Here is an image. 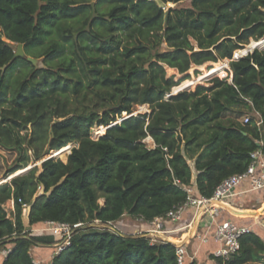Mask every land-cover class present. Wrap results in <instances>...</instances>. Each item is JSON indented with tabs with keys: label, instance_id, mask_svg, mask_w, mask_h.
Returning a JSON list of instances; mask_svg holds the SVG:
<instances>
[{
	"label": "trees",
	"instance_id": "16d2710c",
	"mask_svg": "<svg viewBox=\"0 0 264 264\" xmlns=\"http://www.w3.org/2000/svg\"><path fill=\"white\" fill-rule=\"evenodd\" d=\"M163 1L175 5L100 0L107 4L101 11L90 0H0V141L18 149L20 160L8 175L30 164L29 151L36 160L50 150L66 157L67 145L76 144L67 161L49 157L0 184V247L12 244L2 264H39L32 246L58 242L33 225L117 221L126 212L153 219L186 200L184 186L211 196L248 167L253 151H264V43L235 57L264 38V0ZM20 43L24 55L15 51ZM29 57L41 58L42 66ZM222 59L229 60L232 82L215 76L209 86L170 94L190 75L175 80L166 66L184 74ZM145 105L150 111L135 113ZM244 106L262 124L222 121ZM95 126L106 127L97 139ZM261 227L241 237L235 255L210 258L220 264L263 258ZM50 264L179 263L171 242L88 224Z\"/></svg>",
	"mask_w": 264,
	"mask_h": 264
},
{
	"label": "built area",
	"instance_id": "2783aa9c",
	"mask_svg": "<svg viewBox=\"0 0 264 264\" xmlns=\"http://www.w3.org/2000/svg\"><path fill=\"white\" fill-rule=\"evenodd\" d=\"M240 56L242 55L235 57ZM252 119L257 125L263 122L261 115L255 111L253 116H245L244 123H249ZM69 145L74 147L76 144ZM251 155L252 160L248 167L242 172L234 173L223 179L211 196L200 194L193 185L184 186L187 192L186 200L166 214L149 220L140 216H132V222L138 227L131 234L146 236L152 244L173 243L176 245L179 264H188L187 262H192L199 256V247L194 249L189 243L192 239H198L199 245L207 244L211 240L217 244L208 256L213 254L228 259L235 255L240 249V240L244 234L254 231L255 226L264 227V219L251 224L243 220L246 218L238 213L242 211L236 200L238 196L264 191V151L258 148ZM23 209L24 214L27 215L29 205L24 203ZM88 224L109 227L121 234H128L119 227L116 221L104 222L101 219L76 223L47 220L44 222L43 231L58 238L55 247L57 254L70 243L76 230ZM10 250L11 248L0 247V254L6 256Z\"/></svg>",
	"mask_w": 264,
	"mask_h": 264
},
{
	"label": "rangeland",
	"instance_id": "374dc122",
	"mask_svg": "<svg viewBox=\"0 0 264 264\" xmlns=\"http://www.w3.org/2000/svg\"><path fill=\"white\" fill-rule=\"evenodd\" d=\"M90 1L91 2H97V4L99 3L98 7H99V9L101 11H105L106 8H107V4L99 2L100 0H90ZM190 3H191V0H182L179 3V5L180 6H189ZM167 5L168 6H173L175 4L168 3ZM3 38L5 39V37H3ZM5 40H7V39H5ZM256 43L257 42L252 41L250 44L246 45L243 49L237 51L235 53V56L239 55V54L245 55L246 54V50H248L250 46L256 45ZM262 44L263 43H261L259 45H262ZM259 45H257V46H259ZM14 47H15V51H16L17 54H20V55H24L25 54L24 46H22L20 44H17ZM36 64L39 65V66H42L41 58L37 60ZM166 68H167V74L169 76L175 75V80H180L186 74L190 75V78L185 79L178 86H175L173 91L170 94H176L179 91L186 90V89L194 91L197 88V86H199V85L209 86L210 83L207 80H209V79H211V78H213L215 76H219L220 78H228L229 82H232V80H233V78H232L233 73L230 71V64H229V60L228 59H222V60H219L218 62H206L205 64L199 65V66L198 65H193L191 67V69L187 73H184V74L179 73L178 70L176 72H173V71L170 70V68L168 66H166ZM204 68H205V70H204ZM219 68H222V69H220L218 71ZM207 71L209 72L208 74H207ZM148 111H150V109L148 108L147 105H145V106H137L135 113H144V112H148ZM126 115H127L126 113L123 114V116H126ZM246 115L253 116L254 112L249 107L244 106V107H242L241 115L233 112L232 110L231 111L229 110V111H227L225 113V116H223L222 121L224 123H227L230 118L235 117V118H237L236 120L239 123H242V122H244V118H245ZM27 131H28V128L22 130L21 132L24 134ZM105 131H106V127L105 126H95V127H93V138L97 139L101 134L105 133ZM145 143H146V145L149 148L155 147V142H154V139L152 137H147L145 139ZM67 146H69V151L71 149V152H72L73 147H71V145H69V144ZM69 151H68V154H67L66 157H64L61 154L60 155L58 154L56 157H59L62 160L67 161L68 160V156L71 153V152L69 153ZM56 152H57V150H50L49 152L45 153L41 159H37L36 160L34 158V156H33L32 151H29V154L32 157L30 164L27 167L18 170L14 174H17L19 172H22V173L27 172L25 170L28 169L30 166H33L35 164H39L40 165L42 159H44V158L48 157L49 155H51L52 153H56ZM191 155H193V154L187 153V156L191 157ZM197 156H198L197 153L194 154V158H196ZM18 157H19L18 149H15L14 147H11V146L4 145L0 141V181H3V179L6 178V177H10V176L14 175V174H10V175H8V174L12 170V168H14L15 166H17V164L20 163V160L18 159ZM194 158H192L193 163H194ZM262 201H264V196L262 197ZM262 201L254 203V202H252L250 200H247L244 203L242 202L243 206L241 205V207L244 208L246 206L247 207L259 206V205H261L260 203H262ZM100 202L103 203L104 199L103 198L100 199ZM10 204H12V202L8 201L6 203V206L4 205L5 209L7 210L8 217H12L13 214H14V210H15V205H14V210H13L12 205H10ZM261 207H264V205L260 206V208ZM24 215H26V214H24ZM255 215H257L256 217H258V219L256 217H251V218H246L244 220L245 221L247 220L251 224H254V222H258V220L262 221L264 219V210L258 212V214H255ZM122 220L126 221L125 222V227L122 228V229L124 231H127L128 234H131V226H135V224H136V223H131V220H132L131 214L129 212H126L124 214V216L122 217ZM259 227H261V226H255V229H258ZM261 228H264V227H261ZM261 236L264 239V234H262ZM195 264H201V263L199 261H196ZM211 264H220V263H218L216 260H214V262H211ZM248 264H264V257L259 259V260H257V261L250 262Z\"/></svg>",
	"mask_w": 264,
	"mask_h": 264
},
{
	"label": "crops",
	"instance_id": "0c3cea01",
	"mask_svg": "<svg viewBox=\"0 0 264 264\" xmlns=\"http://www.w3.org/2000/svg\"><path fill=\"white\" fill-rule=\"evenodd\" d=\"M244 188V187H243ZM262 197L263 195L259 194V193H250V194H244V195H240L236 198L237 202H238V206H240V208L242 209V211H238L239 215L244 217V218H250L251 216H254L255 214H258V212L264 210V207H261L260 209H254V207H244L242 208V202H246L247 200H250L254 203L260 202L262 201ZM12 202V208L14 210V201L13 199L10 200ZM261 204V203H260ZM264 205V202L261 204V206ZM243 206V205H242ZM244 220V219H243ZM247 221V220H246ZM125 220L119 219L116 221V223L119 225L120 228H124L125 227ZM131 223L132 222L131 220ZM138 227L137 224H135V226H131V233H134L136 231V228ZM44 228V223H38L36 225H33L30 229L32 231H38V230H43ZM56 243H53L52 245H33L32 246V256L35 262L39 263V264H50L52 262L53 257L55 256V247H56ZM191 244V247L194 249H197L199 247V255L197 257V261L201 262V263H206L208 264L209 262H214V260H212L210 258V256H208V253L211 252L212 250H214L217 247V244L211 240L210 242H208L207 244H201L199 245V240L198 239H192L189 242ZM12 248V244H8L6 246H3V248ZM6 256L0 254V264L3 263L4 259Z\"/></svg>",
	"mask_w": 264,
	"mask_h": 264
},
{
	"label": "water",
	"instance_id": "95a60500",
	"mask_svg": "<svg viewBox=\"0 0 264 264\" xmlns=\"http://www.w3.org/2000/svg\"><path fill=\"white\" fill-rule=\"evenodd\" d=\"M156 1L158 2V4H159L162 8H166V6H168L163 0H156ZM173 6H174V5H173ZM1 34H2V33H1V31H0V36H1ZM261 43H264V38H263L261 41L257 42L256 45H252V46H250L249 49L246 50V54H247L249 51H252L257 45H259V44H261ZM20 45L23 46V44H21V43H20ZM29 59H30L32 62H34V63L37 62V59L34 58V57H29ZM232 78H233V76H232ZM128 116H129V115L127 114V115L124 116L122 119H124V118H126V117H128ZM122 119H120L119 121H121ZM112 124H115V122H113ZM112 124H111V125H112ZM57 152H59V150H58ZM57 152H56V153H52V154L49 155L48 157L42 159L41 162L44 161L45 159L49 158V157L57 156V155H58ZM35 165H37V164H35ZM35 165H33V166H35ZM33 166H30V167H29L28 169H26L25 171L29 170V169L32 168ZM21 173H22V172H19V173H17V174H14L13 176H10V177H6V178H4L3 181H0V184H3V183H5V182L9 181L12 177H14V176H16V175H18V174H21Z\"/></svg>",
	"mask_w": 264,
	"mask_h": 264
}]
</instances>
